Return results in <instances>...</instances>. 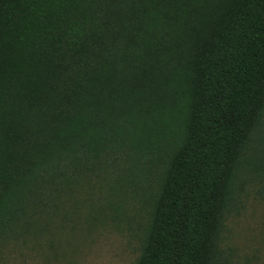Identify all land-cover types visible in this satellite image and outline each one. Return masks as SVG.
<instances>
[{
  "label": "trees",
  "instance_id": "obj_1",
  "mask_svg": "<svg viewBox=\"0 0 264 264\" xmlns=\"http://www.w3.org/2000/svg\"><path fill=\"white\" fill-rule=\"evenodd\" d=\"M253 138L264 0H0V240L121 162L158 175L136 264H213Z\"/></svg>",
  "mask_w": 264,
  "mask_h": 264
},
{
  "label": "rangeland",
  "instance_id": "obj_2",
  "mask_svg": "<svg viewBox=\"0 0 264 264\" xmlns=\"http://www.w3.org/2000/svg\"><path fill=\"white\" fill-rule=\"evenodd\" d=\"M261 145L253 138L240 158L213 264H264ZM134 172L119 162L84 174L32 215L27 231L0 240V264H136L158 175Z\"/></svg>",
  "mask_w": 264,
  "mask_h": 264
}]
</instances>
